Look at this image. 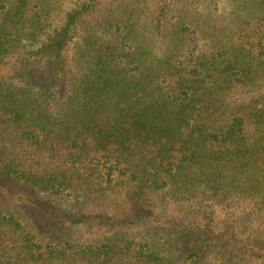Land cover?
I'll return each mask as SVG.
<instances>
[{"label":"trees","instance_id":"obj_1","mask_svg":"<svg viewBox=\"0 0 264 264\" xmlns=\"http://www.w3.org/2000/svg\"><path fill=\"white\" fill-rule=\"evenodd\" d=\"M60 1L0 0V264H207L226 236L207 221L164 242L137 200L82 208L124 182L264 217V93L249 112L234 100L264 87V0L231 22L182 0L157 23L149 0H73L56 24ZM232 232L264 260V240Z\"/></svg>","mask_w":264,"mask_h":264},{"label":"rangeland","instance_id":"obj_2","mask_svg":"<svg viewBox=\"0 0 264 264\" xmlns=\"http://www.w3.org/2000/svg\"><path fill=\"white\" fill-rule=\"evenodd\" d=\"M181 1L182 0H149V4L147 5L150 14L148 21L150 23H157L159 10H170L173 6L179 5ZM243 4L244 0H193L192 8L199 6L205 13H213L212 15L214 16L220 15L225 21L231 22L232 20H238V17H242V14L246 16L253 11V9L252 11L251 8L249 9V5L246 8ZM72 5L73 0L60 1V4L56 6L58 7L59 12L54 15V21L56 24L61 23L63 17L62 12L71 9ZM151 14L153 16H151ZM171 16L172 13L170 12L169 18ZM44 38L45 34H42L40 38L36 40L43 42ZM220 41L227 42V39L222 38ZM202 44L204 43L202 42ZM209 46L210 45H207L206 48H209ZM260 92L264 93V87L252 91L239 89L238 93L234 96V100L244 103L245 106L243 111L249 112L253 109L252 105H258L257 107H261ZM134 190L135 188L132 184L124 182L119 183L112 192L108 193V195L101 198L95 197L87 199L83 204L82 211H87L89 213L108 212L113 215H122L129 210L131 206L136 205L134 201L137 200V204L140 203L145 210H148V212L161 219L163 223L161 225L165 231L161 239L164 242L168 241L167 239L171 237L173 238L171 240L175 242L180 238L178 235H180L181 232H185L189 229L191 231L192 225L198 223L203 225L206 221L212 226V230L215 233L214 236H217L220 232L225 233L226 236L223 238L220 237V241L206 257L205 261L207 264H218L219 262H223L222 264H264L263 259H259L247 253L245 254L244 252H241L240 249L235 248L232 244L227 242L228 239H230L229 236H232V231L242 237L245 241L248 239L249 241L255 239L264 240V217H256L250 212L248 204L242 203L239 205V202L237 203L232 199L225 201L222 204L219 203L220 201L215 197H212L211 199L205 197L203 199L201 195L199 198L175 201L173 196L166 192L167 190L153 192L144 189L138 197L134 196ZM33 193H35V198L38 201L47 199V197L41 192L34 191ZM61 200L62 199L59 198L56 199L57 203H61ZM243 225L249 226L250 230H246V233H243L241 230ZM74 228L76 231H83L87 235L92 234V229L88 227L87 224H80ZM137 230L138 233L142 235L141 229L138 228ZM143 233L145 234L146 231L144 230ZM191 234L193 236L189 238L190 241L186 240L187 243L182 247L195 246L197 243L195 236H197V234H195V232ZM179 241L177 242V245H183L184 242Z\"/></svg>","mask_w":264,"mask_h":264}]
</instances>
